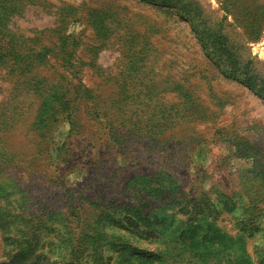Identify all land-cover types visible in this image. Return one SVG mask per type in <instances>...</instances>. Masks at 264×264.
<instances>
[{
  "label": "rangeland",
  "instance_id": "obj_1",
  "mask_svg": "<svg viewBox=\"0 0 264 264\" xmlns=\"http://www.w3.org/2000/svg\"><path fill=\"white\" fill-rule=\"evenodd\" d=\"M240 72L264 0H0V264H264Z\"/></svg>",
  "mask_w": 264,
  "mask_h": 264
},
{
  "label": "trees",
  "instance_id": "obj_2",
  "mask_svg": "<svg viewBox=\"0 0 264 264\" xmlns=\"http://www.w3.org/2000/svg\"><path fill=\"white\" fill-rule=\"evenodd\" d=\"M197 36H198L199 40L201 41L203 49L205 50L207 55H210L214 51H217L219 53L221 45L219 43H217V41L214 40L213 37L211 38V37L206 36V34L204 32L202 33L201 36L198 33ZM218 59L220 61L222 59V57L219 55ZM237 70L238 69L235 68V66H232V67H227V68L223 67L221 71L223 74H225L227 76H230L233 78H239L240 76L237 75V72H236ZM240 75L247 76L245 73H241V72H240ZM247 77L248 78H240V79H243L244 81L247 80V84L249 85V87L252 90L257 91L259 94L264 96L263 95V88H262V86L257 84V82H256L257 80H255L251 76H247Z\"/></svg>",
  "mask_w": 264,
  "mask_h": 264
}]
</instances>
